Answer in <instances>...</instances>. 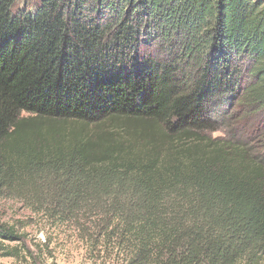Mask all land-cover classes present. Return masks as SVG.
I'll use <instances>...</instances> for the list:
<instances>
[{"label": "trees", "instance_id": "obj_1", "mask_svg": "<svg viewBox=\"0 0 264 264\" xmlns=\"http://www.w3.org/2000/svg\"><path fill=\"white\" fill-rule=\"evenodd\" d=\"M116 120L152 138L52 142ZM0 192L122 264L261 263L264 0H0Z\"/></svg>", "mask_w": 264, "mask_h": 264}, {"label": "rangeland", "instance_id": "obj_2", "mask_svg": "<svg viewBox=\"0 0 264 264\" xmlns=\"http://www.w3.org/2000/svg\"><path fill=\"white\" fill-rule=\"evenodd\" d=\"M33 1L16 0V5ZM41 125V137L50 138L45 124ZM138 128L135 123L125 120L99 124L66 122L61 126L55 125L51 133L55 136L52 142L73 145L79 140L88 141L95 153H101L105 148L116 145L138 148L144 138H152L148 134L152 131L148 130L144 136L137 132ZM222 131L226 133L224 128ZM40 209L34 211L21 199L0 192V222L11 226L20 235L19 240L7 242L12 254L0 252V264H122L123 254L117 246L104 245L91 236L101 220L81 221L79 225L60 224ZM81 225L89 227L88 232L82 230ZM259 264H264V260Z\"/></svg>", "mask_w": 264, "mask_h": 264}]
</instances>
